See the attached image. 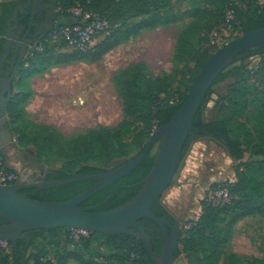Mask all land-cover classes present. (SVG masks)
<instances>
[{
  "label": "trees",
  "instance_id": "16d2710c",
  "mask_svg": "<svg viewBox=\"0 0 264 264\" xmlns=\"http://www.w3.org/2000/svg\"><path fill=\"white\" fill-rule=\"evenodd\" d=\"M28 1L10 0L3 6L1 25L3 39L0 41L1 56L5 52L1 43L8 34V28L13 23L12 19H18L22 16L24 5ZM39 1L46 12L47 19L36 26V33L30 41L52 31L57 22L71 21L69 8L76 1L85 2L86 0ZM174 1L176 2V0H154L150 5L156 6L159 10L164 7L173 10ZM237 1L242 4L245 0ZM14 3L15 10L13 9L7 15V9L12 4L14 6ZM250 3L255 8L254 13L239 12L240 7L238 6L231 8L235 10L238 21L234 28L240 27L244 33L264 27V9H260L257 0H250ZM92 9L106 14L110 18L115 26L110 36L86 52L72 51L71 53H66L56 50L54 46L48 47L44 52L35 54L26 61V63H29L30 68L38 66L50 68L55 64L65 65L77 61L97 62L142 30H152L165 25V23L160 21L162 19L161 13H158L153 18L148 15L149 11H143L139 15L145 14L148 17L133 25H124V27L119 28L113 13L109 9H104L100 0H92ZM226 17V7H224L218 13L217 19L207 29L206 42L209 41L211 32L226 21ZM173 23L174 21H171V24ZM183 42L184 39L178 37L176 51L180 49L179 47ZM211 48L201 47L192 53L193 60L196 63L193 78L196 77L204 64L219 49ZM258 49H262L263 54L255 65L245 63L244 58H239L216 79L194 119L192 130L183 150L184 157L192 142L212 135L214 139L224 141L229 155L235 161H239L235 167V181H229L228 184L223 185L229 190L230 201L225 204H214L207 198L204 199L201 214L197 218L189 220L186 224H190V227L184 228L180 234V243L183 244L182 251L185 253L195 249L197 246H202L203 243L206 244V248L203 249L204 258L202 264H218L222 259L224 264L242 262L264 264V258H249L240 256L237 253H228V245L231 243L234 229L231 224H222L226 220L236 222L243 217H254L264 214V90L257 91L256 97H252V85L241 79L242 74L247 73L253 79L263 83L262 87H264V48ZM145 67L146 64L143 62L131 65L120 71L114 78L119 93L123 97L124 112L123 120L116 127L102 129L97 133L89 132L86 135L72 138H67L55 127L49 125L37 126L33 132L34 135L30 138L26 137L23 129L17 128L15 133L18 135L19 144L33 145L37 151L39 161H43L41 159L45 158L44 163L63 162L61 168L52 169L55 171L51 176L52 180L109 171L92 163L106 164L116 158L127 156L128 147L124 142V135L136 122L142 121L148 127L153 128V126H156L158 128L171 120L186 98L184 95L175 98V93L172 94L167 90L163 79L151 80L143 76L142 69L144 70ZM142 81L146 82L149 88L144 93L136 91L135 87L137 82ZM224 82H228L227 92L216 102L215 121L209 122L207 121L204 107L213 92V88ZM30 95L31 90L29 88L26 95L22 98V101L25 100L22 103H25ZM248 109L252 110V112L248 113ZM7 113L15 122L22 117L24 110L20 108L15 99H11L7 105ZM147 138L146 143L150 138L147 136L143 139L145 141ZM146 143L140 144V148L143 149ZM247 156L248 158H246ZM154 162L155 159L150 157L149 154L134 171L94 194L87 201L81 203L80 206L92 203L96 205L92 210L102 211L126 203L142 189L143 184L141 181L149 174ZM73 171L75 172L73 173ZM93 184L94 181L86 180L50 189L31 188L22 192L31 199L43 202H57L72 198L89 189ZM113 187L115 188L112 190ZM112 191V198L102 203ZM151 210L155 215L165 217L171 222L175 219L162 204L161 199L155 203ZM7 223L6 220L0 218V226ZM140 223L147 228L152 238V250L161 253L164 239L161 228L149 219H141ZM60 229L62 227L27 231L26 234L31 236V240H18L16 248L11 243H8L7 245L11 247V252H7L5 247L0 245V264H67V256L70 255V251L65 255L58 253L57 250L55 256H48L47 253L37 249L35 245L36 239L44 233H52ZM68 230L69 240L76 250L77 248L82 250L80 246L87 241L84 250L90 253L92 252L90 249L92 242L101 238L114 240L121 246V249H124L123 253H114V255L104 261L95 260L92 254H90L88 259L80 254L75 259L81 264H158L147 252L144 242L134 236L89 232L88 237H81L75 240L71 230ZM75 249L71 251L72 255H75ZM30 251L33 252L30 253ZM136 251L141 253V260H136L132 257V254ZM182 251L178 249L175 257H178ZM28 252L30 253L29 256H27Z\"/></svg>",
  "mask_w": 264,
  "mask_h": 264
},
{
  "label": "rangeland",
  "instance_id": "374dc122",
  "mask_svg": "<svg viewBox=\"0 0 264 264\" xmlns=\"http://www.w3.org/2000/svg\"><path fill=\"white\" fill-rule=\"evenodd\" d=\"M100 1L104 9H109L113 13L119 28L124 27V25H133L148 17L145 14L139 15L143 11H149L148 15L153 18L158 13L162 14L160 21L165 23V25L160 26L162 28L152 29L150 32L135 38L127 46L115 51L112 54V58L107 60L108 63L104 67H113L116 61H120V64L123 65L127 63L134 65L136 64L135 62L143 60L146 67L144 70L142 69V75L151 80L163 79L167 90L172 94L175 93V98L182 97V95L186 97L188 95L195 79L193 78V73L196 70V63L193 60L192 53L201 47H210L209 41L206 42L205 35L207 29L217 19L218 13L226 7L227 14L235 6L240 7L239 12H255V8L250 3V0H245L242 4L237 0H176V2L174 1L173 10L167 7H164L162 10L157 9L156 6L150 5L154 0ZM171 21H174L172 26ZM243 33L240 27L234 28L228 34L221 33V41L222 43H230ZM178 37L183 38L184 42L179 47L180 49L176 51ZM64 52L71 53L72 51L66 50ZM245 54L243 57L245 63L255 65L262 56L263 50L255 48L248 50ZM25 68L26 70L14 82L13 91L15 90V98L12 96L9 99H15L20 108L24 110L22 117L15 122L7 113L8 127L13 137L18 138V135L15 133L17 128L23 129L26 137L30 138L34 135L33 132L37 126L49 125L55 127L67 138H72L86 135L89 132L97 133L102 129L114 128L123 120L124 112L123 114H119L121 107L120 100L116 96L109 79L107 81V90H102L99 95L90 89V84L85 86L86 84L84 83L90 80L93 66L74 63L65 65L55 64L50 68L42 66L30 68L29 63H26ZM45 71L48 72L44 76L46 78L50 77V80L48 79L46 83L51 82V85L55 89L73 88L75 92H80L83 89L87 94L82 108L72 104L74 107L71 109H73L74 113L72 116L68 115L67 119H64L65 104H58L51 110L52 119L61 125L66 134L53 124L45 123V120L46 122L49 121L48 118L43 120L41 116L29 114L25 108L28 100L22 103L25 101H22V98L30 88L29 80L26 77L32 73L34 74V72L43 74ZM241 79L246 81L247 84L252 85V97H256L257 91L264 90V87H262L263 83H260L257 79H253L247 73H243ZM135 85L136 91L144 93L149 90L146 82H137ZM227 85L228 82H224L213 88V92L204 107L207 121H215L217 112L216 102L226 94ZM250 112L252 110L248 109V113ZM156 129V126H153V128L148 127L142 121L136 122L124 135V142L128 147L127 156L116 158L106 164H92L107 170L120 166L124 161L132 158L141 150L140 144L146 143L148 138L145 141L143 139L147 136L150 138ZM202 139L207 141V147L204 148L205 151L200 154L197 160L192 159L189 153L196 141L190 144L187 153L183 157L185 164L177 182L172 183L161 198V202L168 212L181 222V232L189 220L197 218L201 214L202 202L211 192H220V190L226 189L223 185L235 179V167L239 162L229 155L223 141L209 136H205ZM161 145L162 141H159L151 151L150 157L156 159ZM28 146H31L29 148L30 151L25 149ZM21 147L23 156L19 157L28 160V163L23 165V170L25 169L22 171L23 175L29 171L28 169H32L34 170V178L37 181H42L46 169H57L63 166L62 161L44 163L45 158L41 159L43 161H39L37 151L33 145L22 144ZM31 151L33 154H31ZM33 166L35 169H33ZM28 178L30 177L28 176ZM222 224H231L234 229L231 243L228 245V253H235L234 251H236L238 255L243 257L264 258V214L254 217H243L236 222L226 220ZM68 231V228H62L52 233L46 232L36 239L35 245L37 249L47 253L48 256H55L57 250L58 253L65 255L70 251V255L67 256V264H81L75 259L80 254L86 259L92 254L95 260L104 261L114 255V253H123L124 249H121V246L116 241L106 238H101L98 241L94 240L90 246L92 250L90 253L84 250L87 241L80 246L82 250L79 248L76 250L69 240ZM3 247H5L7 252H11V247L6 243L3 244ZM182 248L183 244L179 243L181 251ZM204 248H206L205 243L187 253L182 251L177 259L182 261V264H202ZM74 249L75 255H72L71 251H74ZM33 251H30V253ZM30 253L28 252L27 256ZM218 264H224L223 259ZM237 264H247V262Z\"/></svg>",
  "mask_w": 264,
  "mask_h": 264
},
{
  "label": "water",
  "instance_id": "95a60500",
  "mask_svg": "<svg viewBox=\"0 0 264 264\" xmlns=\"http://www.w3.org/2000/svg\"><path fill=\"white\" fill-rule=\"evenodd\" d=\"M29 3L32 4V1L29 0ZM36 4L42 6L39 0ZM14 37L16 39L12 31L7 35L8 48L3 65L11 53V41ZM19 46L22 52L27 53L26 45ZM262 47L264 48V27L246 31L218 49L196 75L188 95L171 120L158 127L143 149L120 166L105 172L54 180H48L47 177L55 171L46 169L42 181L0 184V218L8 222L0 226V240L11 243L16 248L18 240H31V236L26 234L27 231L59 227L107 235L127 234L142 240L147 252L158 264H182L183 262L175 257L179 249L181 222L177 219L171 222L165 217H159L151 209L169 186L177 182L184 168L183 150L194 119L216 79L237 59L243 58L246 51ZM14 79L15 72L3 79L4 87L1 84L2 79L0 80V148L13 141V134L8 127L7 105L12 96L11 84ZM159 141H162V145L154 165L141 181L143 187L136 196L124 204L102 211L79 206L94 194L134 171ZM86 180L96 183L82 193L63 201L43 202L31 199L22 192L31 188L50 189ZM112 196L113 193L108 199ZM141 219L152 220L161 228L164 236L161 253L152 250V238L147 228L140 223Z\"/></svg>",
  "mask_w": 264,
  "mask_h": 264
},
{
  "label": "built area",
  "instance_id": "2783aa9c",
  "mask_svg": "<svg viewBox=\"0 0 264 264\" xmlns=\"http://www.w3.org/2000/svg\"><path fill=\"white\" fill-rule=\"evenodd\" d=\"M7 0H0V41L3 38L1 33L3 6ZM260 9H264V0H257ZM71 21L57 22L54 29L45 35L27 43V58L31 59L35 54L44 52L48 47L54 46L58 51L86 52L92 49L113 33L115 26L106 14H102L92 9V0L85 2L76 1L70 8ZM238 24L235 10L227 12L226 21L217 26L209 35V45L212 48H221V33L228 34L234 30V25ZM232 180V182H234ZM22 183V177L14 171L6 162L4 154L0 151V184ZM207 199L214 204H225L230 201L229 190L222 189L209 194ZM186 224L185 228H189ZM75 240L89 235V231L83 229H70ZM7 242L0 240V245ZM132 257L141 260L140 252H134Z\"/></svg>",
  "mask_w": 264,
  "mask_h": 264
},
{
  "label": "crops",
  "instance_id": "0c3cea01",
  "mask_svg": "<svg viewBox=\"0 0 264 264\" xmlns=\"http://www.w3.org/2000/svg\"><path fill=\"white\" fill-rule=\"evenodd\" d=\"M172 25L173 24H171V26ZM159 28H162V27H158L157 29ZM147 32H150V30L148 29L142 30L141 32L133 36L129 41L123 44H120L111 53L106 54L101 60L97 62H84V61L74 62V63L84 64L87 66L91 65L94 67L92 69V75L90 76V80L84 84H86L85 86H87V84L88 85L90 84L91 85L90 89L94 90L95 93L97 92L98 95L100 94L102 90H107V86H108L107 81L108 79L110 80L112 88L116 96L120 100L119 102L121 104V107H120L119 114H123V97L119 93V89L114 82V78L120 71H123L124 69L131 66L132 63H129V64L127 63L123 65V64H120V61H116L115 66L113 64V67H110V68H106L104 67V65H107L108 63L107 60H109V58H112V54H114L115 51H117L120 48H123L124 46H127L128 44L131 43V41H134L135 38ZM141 62H143V60H139L135 63L138 64ZM74 63H71V64H74ZM47 72L48 71H45L43 72V74L34 72V74L32 73L28 77H26V79L29 80L28 82H29V87L31 90V95L28 98V102L26 103L25 108L29 114L41 116L43 120H45V118H48L49 121L46 122L45 120V123L53 124L58 129L63 131V133L66 134V131L62 129L61 125L58 124L56 120L52 119L53 116L51 115L52 114L51 110L53 109V107L57 106L58 104H61V103L65 104L64 105V108H65L64 110L65 118L64 119H67L68 115L72 116L74 113L73 109H71L72 107H74L72 104L82 108L84 106V103H85L84 99L87 94L83 91V89L80 92H77V91L75 92L73 88L63 89V90L55 89L51 85V82L46 83L48 79L50 80V77L46 78L44 76V74H46ZM12 96L15 98V90L13 91ZM30 147L31 146H28L25 149L27 151H30L29 149ZM206 147H207V141L205 139L197 140L191 147V150L189 153L190 157L192 159L197 160L200 154L205 151L204 148ZM21 149H22L21 145L17 141V138H15L14 136L13 141L7 144L6 146H3L2 148H0V151L4 154L7 164L14 171H16L19 175H21L23 183L37 181V179L34 178V170L32 169H28L29 171L25 175L22 174V171L25 170V169L23 170V165L27 164L28 160L26 158L22 159L19 157V156H23V152ZM31 154H33L32 151H31ZM33 169H35L34 166H33ZM28 176L30 178H28ZM234 252L237 253L236 251Z\"/></svg>",
  "mask_w": 264,
  "mask_h": 264
},
{
  "label": "flooded vegetation",
  "instance_id": "af4514ba",
  "mask_svg": "<svg viewBox=\"0 0 264 264\" xmlns=\"http://www.w3.org/2000/svg\"><path fill=\"white\" fill-rule=\"evenodd\" d=\"M36 3H37V1H33L32 4H30L29 1H28V3L26 5H24V9L22 11V16L19 17L18 19H15V18L12 19L13 23L10 24V27L8 28V34L12 31L13 34L16 35V39L14 37L12 39V41H11L12 42L11 43V45H12L11 53L7 57L4 65H3V59L5 58V56L7 54V48H8V38H7V36L4 38L5 42L3 41L1 43L2 44V48L5 50V52H4L3 56L0 55V80L2 79L1 80V84L4 87L5 84L3 82V79L6 78L7 76H10L13 72H15V79L13 80V82L11 84L12 94H13L14 82H16L17 77H19L21 75V73L24 70H26L25 64H26L27 53L22 52V49L19 46V44H24V45L27 46V43L30 41V39H32L34 37V35L36 33V26H38L41 23L45 22L46 19H47L46 12H45L44 8L42 6L41 7L37 6ZM13 9L15 10V3H14V6L12 4L7 9V15ZM1 52H2V50H1ZM1 68L3 70L2 77H1ZM15 96H16V94H15ZM52 175L53 174H49L47 179L48 180H52L51 179ZM90 181H92V180H90ZM95 183L96 182L94 181V184ZM114 188L115 187H113L112 190ZM112 193H113V191L110 193V195ZM109 196L102 203L107 202L109 200L108 199ZM81 207L94 209L96 207V205L92 204V203H87L86 205H81Z\"/></svg>",
  "mask_w": 264,
  "mask_h": 264
}]
</instances>
